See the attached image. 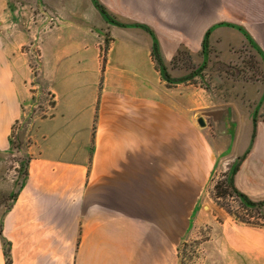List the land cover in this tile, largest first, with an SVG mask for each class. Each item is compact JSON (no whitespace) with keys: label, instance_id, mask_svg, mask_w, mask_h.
Returning a JSON list of instances; mask_svg holds the SVG:
<instances>
[{"label":"crops","instance_id":"1","mask_svg":"<svg viewBox=\"0 0 264 264\" xmlns=\"http://www.w3.org/2000/svg\"><path fill=\"white\" fill-rule=\"evenodd\" d=\"M8 1L0 0V155L24 82ZM98 1L120 22L110 24L103 84L91 99L57 102L0 210V264L6 245L11 264H180V245L201 226L211 264H264V224L239 221L213 197L214 178L242 158L237 188L264 200L263 85H247L252 98L219 102L193 84H168L153 56L154 41L166 66L179 50L199 55L206 36L226 54L249 42L264 55V0ZM56 2L69 20L101 16L94 0Z\"/></svg>","mask_w":264,"mask_h":264},{"label":"rangeland","instance_id":"2","mask_svg":"<svg viewBox=\"0 0 264 264\" xmlns=\"http://www.w3.org/2000/svg\"><path fill=\"white\" fill-rule=\"evenodd\" d=\"M94 3L98 7L95 0ZM8 4L6 25L14 32L10 42L19 50L18 64L25 83L22 113L13 125L10 150L0 155V210L11 205L21 187L28 162L35 153L34 144L42 139L57 102L79 97L91 99L96 87L102 86L113 23L99 7L98 21L90 16L95 23H84L82 17L66 18L56 0H9ZM229 50L226 54L218 44L210 43L199 55L179 50L166 66L171 75L167 83L193 84L190 88L198 95L211 93L219 102L240 95H258L257 85L264 87L262 51L249 42ZM248 84H254L255 90ZM234 164L230 163L226 171ZM222 173L214 178V185L223 181ZM213 197L239 221L237 215L247 223L264 224V207L245 206L223 183L217 192L213 189ZM196 232L180 245V264H211L212 253L203 243L208 232L204 226ZM8 249L6 245L5 250Z\"/></svg>","mask_w":264,"mask_h":264},{"label":"trees","instance_id":"3","mask_svg":"<svg viewBox=\"0 0 264 264\" xmlns=\"http://www.w3.org/2000/svg\"><path fill=\"white\" fill-rule=\"evenodd\" d=\"M96 4L98 5V7L100 8V10L114 23L120 24V22H118L116 19H113V17H111L108 12L106 11V9L97 1ZM148 30L149 28L146 27ZM152 34L153 32L151 30H149ZM208 43L207 40V36L204 40V48L205 45ZM179 54V52H178ZM153 56H154V60L156 61V65L158 67V69L161 71L162 76L167 80L170 81L171 75L168 73L167 71V67L163 61V58L161 56L157 41H154V45H153ZM255 133V132H254ZM242 158H240L236 164H234L229 171H225L222 173V177L224 178L223 181H221V183L224 184V186L226 188H229L234 194H236L237 196H239L242 199V202L244 203L245 206H258V207H264V200H260V201H254L252 200L248 195H246L245 193L241 192L234 181V175L237 172V170L240 167V162H241ZM221 183L218 181L215 185H214V189L217 192V189L219 190ZM217 194V193H216ZM216 196V195H215ZM218 196H220V194L218 193ZM217 196V197H218ZM237 217L241 220V221H245V222H249L247 220L242 219L241 217H239L237 215ZM6 256H7V264H11V256H10V251L8 249V251L5 252Z\"/></svg>","mask_w":264,"mask_h":264},{"label":"water","instance_id":"4","mask_svg":"<svg viewBox=\"0 0 264 264\" xmlns=\"http://www.w3.org/2000/svg\"><path fill=\"white\" fill-rule=\"evenodd\" d=\"M197 121H198V123L200 124V126H205V121H204V119H203L202 117H199V118L197 119Z\"/></svg>","mask_w":264,"mask_h":264}]
</instances>
